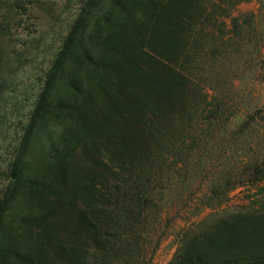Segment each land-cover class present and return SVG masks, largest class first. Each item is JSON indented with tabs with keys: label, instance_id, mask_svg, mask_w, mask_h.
I'll return each instance as SVG.
<instances>
[{
	"label": "trees",
	"instance_id": "obj_1",
	"mask_svg": "<svg viewBox=\"0 0 264 264\" xmlns=\"http://www.w3.org/2000/svg\"><path fill=\"white\" fill-rule=\"evenodd\" d=\"M46 1L0 0V110L20 11L60 34L3 159L0 264H141L167 203L220 152L208 89L240 34L225 18L246 0ZM243 168L209 179L210 212L178 232L167 264H264V162ZM245 184L263 198L223 207Z\"/></svg>",
	"mask_w": 264,
	"mask_h": 264
},
{
	"label": "rangeland",
	"instance_id": "obj_2",
	"mask_svg": "<svg viewBox=\"0 0 264 264\" xmlns=\"http://www.w3.org/2000/svg\"><path fill=\"white\" fill-rule=\"evenodd\" d=\"M49 1L52 0L46 2ZM59 2L61 0H57ZM68 7L62 10L61 20L69 18ZM20 13L21 23L12 29L15 50L9 52L10 66L6 74L10 85L1 101L0 192L4 186L3 159L15 143L21 121L39 86L38 78L48 65L60 36L58 29H39L36 16L40 15L23 10ZM229 13L224 30L230 32V18L238 17L240 34L229 46L232 50L218 61L217 76L213 77V84L208 89V99H214L218 106L219 117L211 129L213 127L220 152H217V158H212L208 171L199 175L185 191L182 200L167 203L160 220L151 229V243L144 246L141 264H167L176 251L178 232L210 212L209 209H199L198 199L207 191L212 176L231 175L236 180L244 173L245 162H264V0L237 3ZM213 87L219 88L218 91ZM245 121L248 125L240 132ZM261 186L245 184L231 189L223 207L234 210L254 205L263 198Z\"/></svg>",
	"mask_w": 264,
	"mask_h": 264
}]
</instances>
